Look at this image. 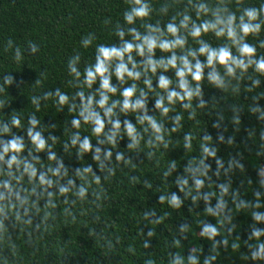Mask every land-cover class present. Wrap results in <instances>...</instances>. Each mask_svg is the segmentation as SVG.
<instances>
[{
  "label": "trees",
  "instance_id": "obj_1",
  "mask_svg": "<svg viewBox=\"0 0 264 264\" xmlns=\"http://www.w3.org/2000/svg\"><path fill=\"white\" fill-rule=\"evenodd\" d=\"M0 264H264V0H0Z\"/></svg>",
  "mask_w": 264,
  "mask_h": 264
},
{
  "label": "clouds",
  "instance_id": "obj_2",
  "mask_svg": "<svg viewBox=\"0 0 264 264\" xmlns=\"http://www.w3.org/2000/svg\"><path fill=\"white\" fill-rule=\"evenodd\" d=\"M140 11H141V14H142V13H143V10L141 9ZM129 19H130V17H129ZM246 50L251 51L252 49H246ZM73 71H75V69H73ZM61 99H64V98L61 97ZM162 199H163V197H161V200H162ZM173 199H175V197H174Z\"/></svg>",
  "mask_w": 264,
  "mask_h": 264
}]
</instances>
